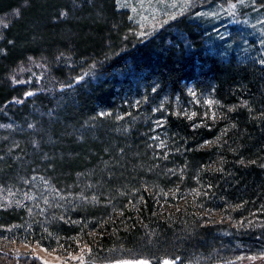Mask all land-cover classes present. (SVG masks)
<instances>
[{
    "label": "trees",
    "instance_id": "trees-1",
    "mask_svg": "<svg viewBox=\"0 0 264 264\" xmlns=\"http://www.w3.org/2000/svg\"><path fill=\"white\" fill-rule=\"evenodd\" d=\"M172 24L186 40L136 39L117 0H0V185L63 197L34 215L47 248L82 238L97 261L156 264L264 254V65ZM175 188L224 217L165 208ZM30 208L0 205V227Z\"/></svg>",
    "mask_w": 264,
    "mask_h": 264
},
{
    "label": "rangeland",
    "instance_id": "rangeland-1",
    "mask_svg": "<svg viewBox=\"0 0 264 264\" xmlns=\"http://www.w3.org/2000/svg\"><path fill=\"white\" fill-rule=\"evenodd\" d=\"M117 7L129 11L134 25L132 34L138 40L153 37L163 29H172L184 40L186 35L172 22L185 18L198 25L211 51L264 65V0H117ZM160 119L156 120L160 122ZM154 136L163 146L160 135ZM35 187L34 192L26 194L0 185V205L20 201L31 207L30 221L0 227V251L14 259L11 264H21L25 259L33 260L34 264L35 261L37 264H156L150 258L97 261L88 242L82 238H77L74 245L57 240L53 248H47L36 240L31 228L36 224L34 215L52 207L55 199L63 201V197L53 193L48 181H38ZM194 195L191 190L175 188L171 199L163 205L179 209L186 204L197 213L203 211L211 220L224 217L219 210L203 209ZM165 261L177 264L172 258H163L158 264ZM221 264H264V254L241 255L237 260Z\"/></svg>",
    "mask_w": 264,
    "mask_h": 264
},
{
    "label": "snow or ice",
    "instance_id": "snow-or-ice-1",
    "mask_svg": "<svg viewBox=\"0 0 264 264\" xmlns=\"http://www.w3.org/2000/svg\"><path fill=\"white\" fill-rule=\"evenodd\" d=\"M29 95H31V93H29ZM164 264H169V262L168 261H165Z\"/></svg>",
    "mask_w": 264,
    "mask_h": 264
}]
</instances>
